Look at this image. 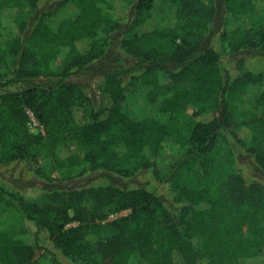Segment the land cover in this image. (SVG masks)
<instances>
[{"label": "trees", "instance_id": "obj_1", "mask_svg": "<svg viewBox=\"0 0 264 264\" xmlns=\"http://www.w3.org/2000/svg\"><path fill=\"white\" fill-rule=\"evenodd\" d=\"M42 1L0 0V31L8 32L0 44V169L25 164L45 182L38 199L0 184V218L12 212L21 223L18 236L0 229V264H33L41 235L53 250L83 264H245L262 253L264 180H247L236 164L246 154L264 176V73L249 70L244 59L230 71L224 58L264 53V25H235L214 48L204 42L221 12L217 0H170L174 23L153 29L142 25L155 0H135L126 27L111 16L108 0H61L58 7H70L73 15L52 26L57 6L39 12ZM260 11L264 0H224L226 18ZM115 39L136 61L135 71L129 78L104 74L93 102L66 81L106 56ZM166 65L168 81L159 75ZM40 79L48 81L30 83ZM136 82L158 104L157 116L126 113V90ZM256 86L259 116L249 118L240 114L243 97ZM27 110L44 135L30 131ZM166 141L183 150L176 164L162 152ZM76 144L79 151L57 168L78 178L103 176L58 189L41 159L59 145ZM140 171L151 181L122 185L120 179ZM152 182L167 185L170 202ZM124 210L129 213L110 219ZM25 222L35 231L28 234ZM53 262L61 264L56 257Z\"/></svg>", "mask_w": 264, "mask_h": 264}, {"label": "rangeland", "instance_id": "obj_2", "mask_svg": "<svg viewBox=\"0 0 264 264\" xmlns=\"http://www.w3.org/2000/svg\"><path fill=\"white\" fill-rule=\"evenodd\" d=\"M111 4V16L117 20L122 21L124 27L128 19L133 15V8L135 5V0H108ZM61 0H43L39 7L41 10L54 9V13L51 16L49 23L53 26L57 23L59 19L65 16L73 15V10L68 6H60ZM217 4L221 9L217 22L212 27L209 35L205 39V46L219 48L221 45L220 35L229 31L232 27L238 24L244 25H264V11H260L254 15H249L241 20H233L231 18H226L224 14V0H217ZM32 10L25 12V17L30 19L33 15ZM174 23V8L170 4V0H155L154 9L150 18L142 26L146 29L162 28L171 26ZM0 44L3 43L8 38L7 31H0ZM238 59H244L246 61V67L253 71L254 73H264V53L262 51H244L239 54H234L230 57H225L226 68L234 70L235 61ZM136 61L125 56L119 48V41L115 39L113 45L110 47L106 56H104L99 61L91 64L88 69L82 73L76 74L69 78L66 83L76 84L80 86L86 94L96 102L98 99L97 86L100 83L103 75L109 72H119L129 78L135 70L132 71ZM134 69V68H133ZM171 69L170 66H165L164 71L159 75L166 81H168V72ZM48 80L40 79L33 80L30 83L39 85L47 82ZM52 85V84H51ZM261 86L250 87L245 93L243 99L244 104L242 106L241 115L255 118L259 116V112L253 108V102L256 99L257 93ZM126 102L125 111L133 118H142L146 116H157V103L149 102L146 92L142 85L138 82L134 83L131 87L126 90ZM193 108L187 111V114H191ZM162 152L168 157L169 161L173 164L178 163L183 155V150L175 143L171 141H166L162 144ZM52 151V150H51ZM47 158L41 159L42 167L47 172L49 176L48 179L51 180L50 183L58 189H71L79 188L88 185L91 182L98 181L103 176L102 174H89L84 177H76V173H70L67 168L63 167L58 169V166H64L66 155L69 152H78L79 145H70L69 147H63L61 145L57 146ZM147 156V155H146ZM144 156L143 160L148 159V156ZM152 159V158H150ZM62 162V163H58ZM25 164L15 163L5 168L0 169V184L4 186H9L12 190H18L29 199H38L42 195L41 187L45 183L42 179L35 177L33 174L27 171ZM126 168L133 170L135 165L133 163H128ZM236 168L239 173H241L247 180L257 178L264 180V176L253 165L251 157L246 154H239L237 159ZM152 176L148 173L140 171L137 172L130 178L120 179L122 185L126 188L138 187L145 184L147 181H151ZM156 189V193L165 197V200H171V195L168 192V187L165 183L157 184L152 182ZM128 210L120 211L110 217L111 220L128 214ZM14 215L12 212L5 213L2 218H0V229L8 232L9 234L19 235L20 222L14 220ZM72 225V224H71ZM25 228L28 230V234L35 231L34 226L30 222L24 223ZM24 236V235H23ZM27 240L33 243V238L26 235ZM39 243L41 244L40 249H37L36 256L33 264H55L53 262L54 257L61 264H83L81 261H71L56 250L52 249L50 241L45 236L39 237ZM54 256V257H53ZM100 260V256L98 255ZM245 264H264V251L252 259H247Z\"/></svg>", "mask_w": 264, "mask_h": 264}, {"label": "built area", "instance_id": "obj_3", "mask_svg": "<svg viewBox=\"0 0 264 264\" xmlns=\"http://www.w3.org/2000/svg\"><path fill=\"white\" fill-rule=\"evenodd\" d=\"M26 113H27V116H28V126L30 128V131L32 133L44 135V128L38 122V120L35 118L33 112L31 110H27Z\"/></svg>", "mask_w": 264, "mask_h": 264}]
</instances>
